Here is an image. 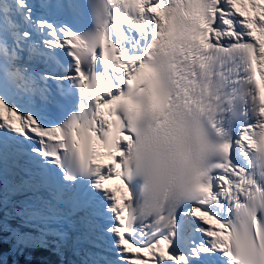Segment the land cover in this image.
Masks as SVG:
<instances>
[{"label": "snow or ice", "instance_id": "6c2138e0", "mask_svg": "<svg viewBox=\"0 0 264 264\" xmlns=\"http://www.w3.org/2000/svg\"><path fill=\"white\" fill-rule=\"evenodd\" d=\"M5 243L264 264V0H0Z\"/></svg>", "mask_w": 264, "mask_h": 264}, {"label": "trees", "instance_id": "16d2710c", "mask_svg": "<svg viewBox=\"0 0 264 264\" xmlns=\"http://www.w3.org/2000/svg\"><path fill=\"white\" fill-rule=\"evenodd\" d=\"M9 246L5 243L2 246H0V251L4 254V261L6 264H28L27 261H25V258L19 256V261H15L17 259H14L13 256L9 253H4L5 250H7Z\"/></svg>", "mask_w": 264, "mask_h": 264}]
</instances>
